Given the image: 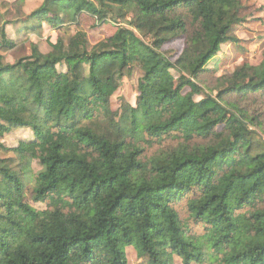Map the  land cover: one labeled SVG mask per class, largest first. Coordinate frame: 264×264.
Masks as SVG:
<instances>
[{
	"label": "trees",
	"instance_id": "obj_1",
	"mask_svg": "<svg viewBox=\"0 0 264 264\" xmlns=\"http://www.w3.org/2000/svg\"><path fill=\"white\" fill-rule=\"evenodd\" d=\"M11 6L1 1L0 14ZM242 7L241 0H44L16 34L39 35L44 23L77 31L47 53L29 41L30 53L13 63L14 23L0 25V82L16 78L0 85V138L13 127L34 132L17 147L0 142L18 157L0 156V264H131L129 247L146 264H175V256L183 264L206 256L264 264V123L235 101L264 93V57L223 78L216 97L195 99L202 89L194 79L237 41ZM83 13L130 28L94 44L79 23ZM188 19L195 29L173 62L158 50L188 33ZM135 65L143 71L137 104L115 120L111 97ZM152 111L159 117L141 128ZM172 132L178 146L143 156L142 140ZM34 160L41 169L33 200L49 199L44 210L25 200ZM186 198L202 235L190 234L177 210Z\"/></svg>",
	"mask_w": 264,
	"mask_h": 264
},
{
	"label": "rangeland",
	"instance_id": "obj_2",
	"mask_svg": "<svg viewBox=\"0 0 264 264\" xmlns=\"http://www.w3.org/2000/svg\"><path fill=\"white\" fill-rule=\"evenodd\" d=\"M3 0H0V2ZM9 2L12 6L4 14H0V25L5 21L9 20L14 23L12 30L14 34L12 36L18 38V45L12 49L7 60L13 63L18 58L24 57L30 53L29 41H33L38 44L39 49L44 52H50L52 50L51 43L57 42L59 38L64 39L68 42L70 37L75 35L77 28L76 25L71 24L65 29L58 30L53 29L47 23L43 24L44 30L41 34L35 33H24L19 31L21 34H16V30H21L22 23L19 22L21 18H25V15L30 14L35 10L44 0H26L25 4L21 5L18 0H4ZM242 9L240 17L242 21L236 24L233 28L232 35L237 41H232L224 44L221 47L215 60L207 65V69L201 73L198 78L194 79L202 89V94H196L195 99L200 100L207 95L216 97L218 91L223 88L225 80L223 78L232 76L233 72L242 66L259 65L264 57V0H241ZM190 18V17H189ZM130 20V19H128ZM188 33L182 34L179 37L172 38L167 41L158 52L163 53L171 61L175 62L186 46L187 38L190 32L195 29L192 24V19H188ZM79 23L85 29L88 38L94 44L105 40L109 36L113 35L119 26L129 27L128 23L117 24L113 21L98 22L96 17L83 13L79 17ZM135 32L138 33L136 30ZM146 42H151V37H145ZM151 51V50H150ZM149 51V52H150ZM152 52V51H151ZM59 69L66 70L65 66H59ZM172 73L178 78V73L172 70ZM9 75V76H7ZM11 74L3 75L1 78L0 85L4 86L10 83H16V78L10 76ZM143 75L142 69L135 65L133 68L132 76H125L122 79L121 86L116 93L111 97L110 116L118 120L124 114L128 107H135L137 104V98L139 95V80ZM174 84V83H173ZM190 88L186 87L184 93L190 92ZM237 96H231V99H237ZM237 101L241 108L248 109V112L252 115H256L261 118L264 123V93L252 95L250 98H246L243 101ZM159 117L157 111H152L143 116V120L140 123L141 128H144L147 123ZM264 128V124H263ZM176 132H172L169 135H164L161 139H156L152 142H143L144 152L143 156L146 158L152 157L153 155L174 148L179 145L182 138L176 135ZM144 135L138 137L142 139ZM34 138V132L31 128H19L13 127V130L0 138V142L4 143L7 147H17L20 142L25 140H31ZM146 138V136H145ZM202 138L195 137L193 142H203ZM0 156L11 158L14 163H17L18 157L14 151L0 149ZM33 177L26 180V197L25 200L37 209L44 210L49 207L50 200L45 202H35L33 200L34 183L33 179L41 166L38 160H34L32 163ZM187 198L181 201L177 205L182 220L185 222V227L192 235H202L205 232V228L201 223H196L190 216L188 210ZM128 259L131 264H146V260L139 258L137 251L134 247L127 249ZM207 259L203 264H217V261L213 263L211 256H206ZM175 264H183L182 260L175 256ZM199 264V263H194Z\"/></svg>",
	"mask_w": 264,
	"mask_h": 264
}]
</instances>
